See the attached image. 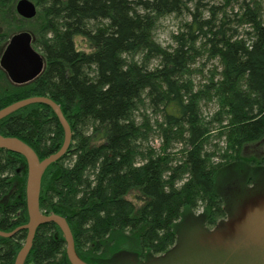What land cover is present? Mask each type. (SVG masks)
Returning <instances> with one entry per match:
<instances>
[{"label": "trees", "instance_id": "1", "mask_svg": "<svg viewBox=\"0 0 264 264\" xmlns=\"http://www.w3.org/2000/svg\"><path fill=\"white\" fill-rule=\"evenodd\" d=\"M31 1L36 25L23 31L33 35L43 66L23 87L0 94V109L46 96L70 126L68 149L42 175L40 211L65 217L76 253L89 264H119L123 254L141 263L165 254L177 242L175 227L186 210L201 209L214 225L224 216L215 184L226 163L245 159L264 168L260 4L244 0L239 12L220 17L211 7L205 17L186 0ZM185 12L191 19L173 35L174 47H161L154 40L159 19ZM234 24L247 25L246 36L238 37ZM202 50L219 60L221 76L194 93L182 78ZM153 59L158 64L150 67ZM211 91L219 104L213 120L225 143L220 155L207 150L209 129L199 115L200 96ZM146 99L163 114L159 150L140 142L147 127L134 114ZM0 134L21 139L40 160L64 139L57 116L40 103L0 119ZM173 142L181 144L179 157L168 151ZM26 175L25 158L0 148L1 231L28 221ZM25 236V229L0 236V264L14 263ZM24 264H70L55 223L36 228Z\"/></svg>", "mask_w": 264, "mask_h": 264}, {"label": "water", "instance_id": "2", "mask_svg": "<svg viewBox=\"0 0 264 264\" xmlns=\"http://www.w3.org/2000/svg\"><path fill=\"white\" fill-rule=\"evenodd\" d=\"M15 8L20 17L31 19L36 14V6L31 0H17ZM33 37L27 31H19L8 40L1 56V65L8 78L15 83L27 82L35 78L43 66L42 57L33 45ZM32 103L50 106L57 116L63 131L64 139L60 148L49 156L39 159L31 146L14 136L0 134V148L21 154L26 161L27 175L25 183L26 210L28 221L12 231L0 230V236L10 237L21 229L26 230L23 245L17 252L13 264H24L32 246L36 228L43 223H55L65 240V252L70 264H89L79 257L74 248L73 236L65 217L51 213L45 214L39 209L41 178L45 169L64 155L71 140L70 126L60 106L46 96H31L12 102L0 109V119L13 111ZM255 188L254 193L245 195L240 208L232 217L217 222L208 236L216 235L223 242L226 232L230 238L225 242L235 248L254 251L262 257L264 263V186Z\"/></svg>", "mask_w": 264, "mask_h": 264}, {"label": "rangeland", "instance_id": "3", "mask_svg": "<svg viewBox=\"0 0 264 264\" xmlns=\"http://www.w3.org/2000/svg\"><path fill=\"white\" fill-rule=\"evenodd\" d=\"M190 11H195L197 7L198 11L203 15H209V8L213 7L214 11H220L219 17L222 13L227 14L228 16L234 15V13L239 12L241 9L240 4L244 0H186ZM249 1V0H246ZM260 4L261 15L264 18V0H255ZM12 2L10 3H0V8L5 10L0 11V22L5 23L6 26L2 30L4 33H12L19 26L20 30H30V28H35L36 23L32 19H24L19 16V19L12 14L10 10ZM191 19V14L185 12L182 15H168L159 19L156 28L154 29V40L161 46L167 49H172L174 47L173 35L181 31L182 25L185 22H188ZM37 20V19H36ZM35 20V21H36ZM234 28L237 30V36H246L245 33L248 30L247 25H238L234 24ZM35 31V30H33ZM33 36V35H32ZM80 39L77 38L76 42H79ZM200 45V42L197 43V46ZM136 60L140 59L139 57L135 58ZM158 64L157 59H153L150 63V67H153ZM221 76V66L219 60L215 57L210 56L206 50H202L199 55L195 57V60L187 68V72L182 78V82H186L188 89L192 92H199L205 89V86L210 83V81H216ZM23 87V85L19 86ZM13 87L8 82L0 81V94L5 90ZM199 100V115L202 122L209 129V139L206 148L208 151L216 149L221 151L225 147L224 138L218 134L220 128V123L213 120L215 113L218 111L219 104L217 102V97L214 91L203 93L200 96ZM135 119L138 123H145L147 127V134L145 138H142L141 145L146 148L152 147L156 150H159L163 143V134L162 129H164V118L162 111L152 105L149 99H146L143 104L139 106V109L135 111ZM226 120V118H224ZM224 120V123H225ZM223 123V124H224ZM181 144L179 142H173L172 146L168 151L172 153H177V157L180 156ZM264 150V145L262 147ZM215 161H219V158H214ZM261 181V184L264 183V168L258 165H251L245 162V159L241 162L236 163H226V165L219 171L216 177L215 189L216 192L222 197L223 200L228 199L229 193L234 190L236 187H254L256 183ZM256 182V183H255ZM257 184H260L258 182ZM200 210H186L183 212L180 221L177 223V242L178 246L175 244L168 252L161 254L155 257V259H167L172 256H176L184 242V238L188 239L191 232V228L194 226L204 227L202 219L196 215ZM176 242V243H177ZM180 244V245H179ZM177 246V247H176ZM175 251L173 252V249ZM132 250V249H130ZM172 250V252H171ZM126 255V254H123ZM26 259V258H25ZM125 259V258H124ZM154 259L149 258L141 263H146L147 261ZM118 260H121L120 257ZM161 261L158 260V263ZM123 264V262H122Z\"/></svg>", "mask_w": 264, "mask_h": 264}, {"label": "flooded vegetation", "instance_id": "4", "mask_svg": "<svg viewBox=\"0 0 264 264\" xmlns=\"http://www.w3.org/2000/svg\"><path fill=\"white\" fill-rule=\"evenodd\" d=\"M12 2L13 3L10 10L12 14H15V16L19 19V14L15 8L17 0H12ZM0 3H7V0H0ZM2 10L5 9L1 7L0 11ZM4 26H6V24L0 22V61L8 40L12 35L19 32L18 26L14 32L10 34L4 33L2 32L4 31L2 30ZM20 31H23V29ZM0 81L3 83L8 82L13 87H19L30 82L31 80L22 83H15L11 81L0 63ZM258 182H260V184H257ZM258 182H255V187L264 186V183L261 184V181ZM254 191L255 188L252 189L251 187L241 188L238 186L234 188V190L229 193L227 201L223 200L224 216L218 219L217 222L232 217L240 208V202L243 200V197L245 195L254 193ZM196 216L202 219V222L204 223L202 226L204 227L200 228L194 226L191 228L189 238H184V242L182 243L181 247H179L176 256H172L171 258L167 257L166 260L162 259L165 257H162L161 259H151L146 263H136L134 261L129 262V257L127 255H121L123 259H125L124 261L120 260L119 264H122V262L123 264H264L263 261H261L262 257L254 251H248L239 248L237 249L231 246L229 242H225L228 238H230L229 232H226L223 242H220V240L216 238V235L213 237L208 236L209 231L214 229L217 222L214 225H207L203 211L198 212ZM176 245L178 246V242ZM176 247H174L173 252L175 251ZM158 260L161 262L158 263Z\"/></svg>", "mask_w": 264, "mask_h": 264}]
</instances>
